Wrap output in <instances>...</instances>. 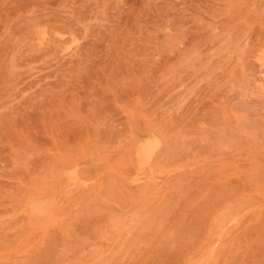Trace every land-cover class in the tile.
Wrapping results in <instances>:
<instances>
[{"label":"rangeland","instance_id":"374dc122","mask_svg":"<svg viewBox=\"0 0 264 264\" xmlns=\"http://www.w3.org/2000/svg\"><path fill=\"white\" fill-rule=\"evenodd\" d=\"M169 1L0 0V264H264V0Z\"/></svg>","mask_w":264,"mask_h":264},{"label":"bare ground","instance_id":"6f19581e","mask_svg":"<svg viewBox=\"0 0 264 264\" xmlns=\"http://www.w3.org/2000/svg\"><path fill=\"white\" fill-rule=\"evenodd\" d=\"M102 1V0H101ZM171 1V0H170ZM169 1V2H170ZM123 2V1H122ZM53 3H54V1H53ZM139 3V2H138ZM170 3H172V2H170ZM59 4V3H58ZM113 5V4H112ZM94 6V5H93ZM126 6V5H125ZM90 7H92V6H90ZM88 11V10H87ZM94 11V10H93ZM114 11V10H113ZM159 12V11H158ZM100 13V12H99ZM104 13V12H103ZM69 14V13H68ZM73 14V13H72ZM64 15V14H63ZM112 15V14H111ZM78 16V15H77ZM117 16V15H116ZM115 16V17H116ZM67 17V16H66ZM88 17V16H87ZM76 18V17H75ZM120 18V17H119ZM60 19H62V18H60ZM77 19V18H76ZM84 19V18H83ZM89 19V18H88ZM90 19H92V18H90ZM95 19H97V18H95ZM110 19V18H109ZM64 20V19H63ZM87 20V18L85 19V21ZM65 21V20H64ZM85 21H83V22H85ZM24 22V21H23ZM79 22V21H78ZM107 22H110V21H107ZM21 23H22V21H21ZM47 23V22H46ZM46 23H42V24H45L46 25ZM82 23V22H81ZM59 24H60V22H59ZM62 24V23H61ZM149 24V23H148ZM15 26H17V25H15ZM82 27V26H81ZM44 28V27H43ZM65 28V27H64ZM83 28V27H82ZM52 29V28H51ZM161 29V28H160ZM42 30V29H41ZM56 30V29H55ZM58 30V29H57ZM166 30V29H165ZM6 31V30H5ZM24 31H26V30H24ZM33 31V30H32ZM31 31V32H32ZM148 31V30H147ZM64 32H66V31H64ZM59 33V32H58ZM156 33V32H155ZM27 34V33H26ZM40 34V33H39ZM49 35V34H48ZM54 35H56V33L54 34ZM49 36H51V35H49ZM58 36H59V34H58ZM0 37H2V36H0ZM94 37V36H93ZM32 38H33V36H32ZM69 40V39H68ZM54 41V40H53ZM167 41V40H166ZM56 43V42H55ZM55 43H54V45H55ZM57 43H59V41H57ZM56 43V44H57ZM47 44V43H46ZM45 44V45H46ZM53 45V46H54ZM84 45H86V44H84ZM87 46V45H86ZM50 48V47H49ZM71 48V47H70ZM109 48V47H108ZM55 49V48H54ZM31 50V49H30ZM203 50V49H202ZM68 51V50H67ZM63 52V51H62ZM48 53V52H47ZM46 53V54H47ZM52 54V53H51ZM60 54V53H59ZM74 54V53H73ZM158 55V54H157ZM202 55V54H201ZM44 56V55H43ZM48 56V55H47ZM79 56V55H78ZM42 58V57H41ZM210 60V59H209ZM32 64V63H31ZM137 67V66H136ZM108 77V76H107ZM109 78V77H108ZM49 79V78H48ZM65 79V78H64ZM110 81V80H109ZM55 82V81H54ZM111 83V82H110ZM50 84V83H49ZM42 86V85H41ZM33 88V87H32ZM34 89V88H33ZM112 89V88H111ZM150 89H153V88H150ZM177 89V88H176ZM151 91L152 90H150V93H151ZM71 92V91H70ZM148 95V94H147ZM57 96H55V98H56ZM146 97V96H145ZM149 97V96H148ZM72 98V97H71ZM120 107V106H119ZM164 108V107H163ZM65 111V110H64ZM21 112V111H20ZM32 117H33V115H32ZM151 133V132H150ZM106 134V133H105ZM110 134V133H109ZM148 136V135H147ZM151 136V135H150ZM150 136H148V138H146L147 140H144V138H142L143 139V141L140 143V144H138L139 145V148H140V155H142V156H147V154L149 153V147H150V144H151V142H152V144H153V142L156 140V138L154 137L155 135H153L152 134V136H153V138L155 139L154 141L152 140L153 138H151ZM109 137V136H108ZM112 137V136H111ZM159 139V138H158ZM56 140V139H55ZM148 140H151V141H148ZM109 141V140H108ZM156 143H158V141L156 142ZM159 144H160V142L158 143V145L157 146H159ZM155 143H154V149H156L155 148ZM137 148V147H136ZM136 148H134V151L136 150ZM155 151V150H154ZM154 151H153V153H154ZM135 153V152H134ZM137 153H138V150H137ZM153 153H151V154H153ZM136 154V153H135ZM134 154V155H135ZM31 155V154H30ZM151 156V155H150ZM135 157V156H134ZM136 157H137V155H136ZM17 158V157H16ZM133 158V157H132ZM131 160V159H130ZM133 160V159H132ZM133 163H135V161L133 160L132 161ZM0 163H1V161H0ZM150 163V162H149ZM30 165V164H29ZM149 165V164H148ZM132 167H134V168H136L135 166H134V164H133V166ZM25 168V167H24ZM27 169V168H26ZM29 169V168H28ZM73 170H74V168H73ZM76 170V169H75ZM74 170V172H76ZM136 171V170H135ZM136 172H138V170L136 171ZM77 174H78V172H76ZM71 175H73L72 174V169H71V174L69 175V176H71ZM139 175V174H138ZM65 176V175H64ZM69 176H68V178H69ZM74 177L76 178V176H75V173H74ZM75 178H74V180H75ZM79 178H80V176H79ZM79 178H77V181L79 180ZM70 179H71V177H70ZM67 180V179H66ZM69 180V179H68ZM73 180V179H72ZM71 180V181H72ZM73 180V181H74ZM68 182H70V181H68ZM76 183V182H75ZM257 194V193H256ZM36 210V209H35ZM33 211H34V209H33Z\"/></svg>","mask_w":264,"mask_h":264}]
</instances>
